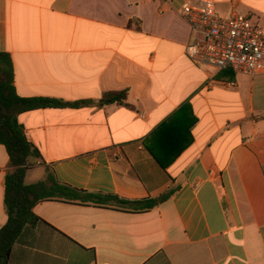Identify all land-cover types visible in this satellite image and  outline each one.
<instances>
[{"label": "crops", "instance_id": "0c3cea01", "mask_svg": "<svg viewBox=\"0 0 264 264\" xmlns=\"http://www.w3.org/2000/svg\"><path fill=\"white\" fill-rule=\"evenodd\" d=\"M184 1L0 0L17 95L66 104L19 116L40 153L34 182L52 175L129 201L175 191L144 213L40 202L8 264H264V74L193 62ZM215 2L264 29V0ZM114 92L125 104L102 105ZM152 143L166 160L181 153L163 168ZM9 162L0 144V229Z\"/></svg>", "mask_w": 264, "mask_h": 264}, {"label": "trees", "instance_id": "16d2710c", "mask_svg": "<svg viewBox=\"0 0 264 264\" xmlns=\"http://www.w3.org/2000/svg\"><path fill=\"white\" fill-rule=\"evenodd\" d=\"M14 82L15 74L11 57L8 53L0 52V144L4 145L10 154L5 189L8 221L0 229V264L9 263L13 247L22 231L27 226H35L40 221V218L33 212L34 207L40 202L60 200L99 206L110 205L122 210L144 213L163 204L174 194L175 191L171 189L158 198L129 201L116 195L90 193L73 188L58 182L52 175L44 181L27 185L25 176L27 171L33 167L31 159L39 158L40 153L28 142L24 129L19 123V116L27 111L47 106L60 107L66 104L46 99L21 98L17 95ZM126 95V92L110 93L101 101V104L115 102L125 104ZM83 104L79 103L76 106ZM171 121L167 120L151 135L154 144L162 133L170 128ZM153 143L149 146V150L163 168L173 163L181 153L182 148L166 160Z\"/></svg>", "mask_w": 264, "mask_h": 264}, {"label": "built area", "instance_id": "2783aa9c", "mask_svg": "<svg viewBox=\"0 0 264 264\" xmlns=\"http://www.w3.org/2000/svg\"><path fill=\"white\" fill-rule=\"evenodd\" d=\"M179 12L191 28L186 54L193 62L237 74H264V29L252 19L236 11L221 16L215 0H186Z\"/></svg>", "mask_w": 264, "mask_h": 264}, {"label": "rangeland", "instance_id": "374dc122", "mask_svg": "<svg viewBox=\"0 0 264 264\" xmlns=\"http://www.w3.org/2000/svg\"><path fill=\"white\" fill-rule=\"evenodd\" d=\"M35 170H37V169L33 168V169H30L27 171L29 174V178L26 181L27 184L36 183V182H34L35 180H33V177H35L36 174H39L41 169L37 170V171H35ZM36 172H38V173H36Z\"/></svg>", "mask_w": 264, "mask_h": 264}]
</instances>
